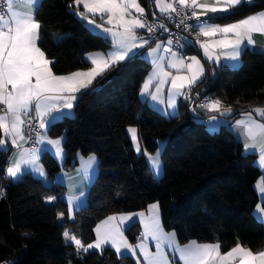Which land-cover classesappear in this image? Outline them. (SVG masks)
Returning <instances> with one entry per match:
<instances>
[{"label": "trees", "instance_id": "16d2710c", "mask_svg": "<svg viewBox=\"0 0 264 264\" xmlns=\"http://www.w3.org/2000/svg\"><path fill=\"white\" fill-rule=\"evenodd\" d=\"M139 1L144 8L151 7V0ZM69 3L42 0L36 14L42 25L39 46L54 61L53 71L58 75L86 70L85 54L110 48L72 14L75 8L70 11ZM261 10L264 0H253L213 22L231 23ZM148 70L141 55L121 62L77 97L70 118L47 130L51 139L64 137L65 153L60 166L50 153L42 152L40 163L47 181L73 168L77 155H95L99 160L87 204L74 213L72 221L67 219L62 199L64 186H46L29 174L10 180L5 176L9 151L0 152V189L4 192L0 198V263L13 259L16 264H135L109 248L103 254L81 253V259L72 245L65 244L63 232L69 229L86 245L94 240L98 221L141 211L154 203L159 205L164 230L174 231L181 244L219 241L221 250L227 251L239 241L253 252L263 249L264 225L253 214L259 202L254 184L261 176L254 163L256 156L245 153L226 126L210 132L203 123L205 114L188 109L184 101L173 118L141 102L138 95ZM195 87L202 95L232 106V122L250 107L264 106V54L244 51L237 69L207 66L203 81ZM129 126L138 129L142 151L154 153L158 141H164L158 181L153 180L144 156L134 153ZM49 196L56 198L51 204L45 203ZM61 211L63 219L57 216ZM138 234V224L125 231L131 243Z\"/></svg>", "mask_w": 264, "mask_h": 264}, {"label": "snow or ice", "instance_id": "6c2138e0", "mask_svg": "<svg viewBox=\"0 0 264 264\" xmlns=\"http://www.w3.org/2000/svg\"><path fill=\"white\" fill-rule=\"evenodd\" d=\"M242 3L252 4V0H154L162 17L189 34L173 38L165 23L147 19L139 0H71L68 8L70 11L75 8L72 14L85 21L101 39L110 41V50L89 53L85 60L90 62V66L86 70L58 75L53 71L54 61L46 56L38 43L42 26L36 19L39 0H0V152L6 154L9 144L16 149L5 169L6 177L15 181L30 170L46 180L47 173L40 163L41 152H53L60 160H63L64 153V137L51 139L47 129L72 116L77 94L89 89L98 82V77L121 62L144 55L139 50L145 47H148L146 55L152 58L153 70L144 80L140 95L158 105L166 104L162 112L172 109L169 115L177 116V98L191 100L192 88L205 73L201 59L182 56L180 48L198 45L208 62L219 64L223 59L237 67L242 53L255 46L254 37H264V10L233 23L222 25L213 22L226 18L224 14H231L232 9ZM139 30H145L147 35L139 34ZM158 30L170 33L166 43L155 36ZM152 43L154 47L149 46ZM161 50L168 55H159ZM165 64L167 69H175L176 74L166 70ZM169 82L165 100L164 86ZM198 107L219 113L221 117H227L234 111L232 106H224L219 99L205 100ZM241 116L235 122V127L241 130L238 139L243 137L246 153L258 152L259 160L255 163L264 174V106L250 107ZM37 120L39 123H34ZM211 120L216 121L217 117L214 115ZM127 132L135 151L147 157L146 162L158 176L161 149L158 148L155 154L146 149L142 151L138 129L129 126ZM29 140L45 147L25 148ZM95 164V155H90L87 167L92 168ZM255 187L264 201V175ZM3 196V189H0V198ZM83 196L81 191L79 196L73 194L68 197L69 219L75 218L74 210L79 208ZM55 199L47 197L49 203ZM57 216L63 219L65 213L61 211ZM134 217H139V223L143 225V232L135 245L124 235L126 228L136 223ZM257 219L264 223V217L259 213ZM94 232V241L86 245L67 228L63 237L66 245L75 246V254L81 259V253L96 250L103 254L107 247L114 249L118 257L135 258V264H264V250L253 252L239 241L227 251H221L219 241L201 243L190 240L180 244L175 232L164 230L158 203L149 205L147 216L144 212L110 215L96 224ZM149 238L155 242V251L149 248Z\"/></svg>", "mask_w": 264, "mask_h": 264}, {"label": "crops", "instance_id": "0c3cea01", "mask_svg": "<svg viewBox=\"0 0 264 264\" xmlns=\"http://www.w3.org/2000/svg\"><path fill=\"white\" fill-rule=\"evenodd\" d=\"M41 1L42 0H39V4L37 5V9H38V7H39V5H40V3H41ZM253 1V0H252ZM139 3H140V1H139ZM141 4V3H140ZM142 6V5H141ZM143 7V6H142ZM144 8V7H143ZM151 8L153 9V11H154V13L156 14V15H160V13H159V10L155 7V4H154V0H151ZM80 10L81 11H83V7L81 6V8H80ZM224 15H227V14H224ZM76 16V15H75ZM77 17V16H76ZM78 18V17H77ZM245 18V17H244ZM79 19V18H78ZM243 19V18H242ZM80 21H82L81 19H79ZM240 20V19H239ZM238 21V20H237ZM83 22V24L86 26V28L90 31V32H92V33H94L92 30H90V28H89V26L87 25V23L85 22V21H82ZM98 22H99V20H98ZM235 22V21H234ZM215 23V22H214ZM231 23H233V22H231ZM228 24V23H227ZM223 25V24H222ZM141 33V30H139V34ZM40 37H41V35L39 36V41H38V43L40 42ZM218 38V37H217ZM190 39V38H189ZM254 39L256 40V44H255V46L254 47H250L249 49H247V50H249V51H251V52H254V53H261V54H264V37H261V36H259V35H256L255 37H254ZM162 42H164V43H166V41H162ZM109 44H110V41L108 42ZM150 47H154L155 46V44L154 43H152V44H150L149 45ZM189 48V49H188ZM110 50V48L107 50V51H105V53L106 52H108ZM192 50H194V52L192 51ZM195 50H196V52H195ZM139 51H141V52H143L144 53V55H141L142 57H143V59L147 62V64L149 65V70H148V72H147V74H146V76H145V78H144V80L147 78V76L152 72V70H153V65H152V63H151V60H152V58L151 57H148L146 54H147V51H148V47H145L144 49H141V50H139ZM98 52H101V51H98ZM185 52H186V55H187V57H191V56H197L199 59H201V62L204 64V67H205V73H204V76L201 78V80L200 81H198L197 82V84H199L200 82H202L203 81V79H204V77H205V74H206V69H207V66H215V67H218V66H222V65H224V66H227V67H229V68H231V69H237V68H239L240 66H241V58H240V60H239V63H238V66L237 67H232L231 65L233 64V62H231V61H225V60H223V59H221V62L219 63V64H216V63H212V62H208L204 57H203V52H202V50L199 48V46L198 45H189V46H186V50H185ZM91 53H94V52H91ZM88 54L89 53H87V54H85V56H84V60H85V58L88 56ZM159 55H162V56H167L168 54L167 53H164L162 50L159 52ZM85 62H86V60H85ZM87 64H88V66H90V62H86ZM165 67H166V70H168V71H171L172 73H173V75H175L176 74V70L175 69H167V66H166V64H165ZM144 80H143V82H144ZM196 84V85H197ZM142 85H143V83H142ZM142 85H141V87H142ZM195 85V86H196ZM170 87V82H169V84H166L165 86H164V98H165V100L167 99V89ZM141 89V88H140ZM153 91L155 90L154 88L152 89ZM86 90H84V92H85ZM83 92V93H84ZM80 94H77V97L79 96ZM138 97H139V100L141 101V102H143V103H145V104H147L151 109H153L155 112H157V113H159L160 115H162V116H164V117H166V118H173L172 116H170L169 115V113H171L172 112V109H167L166 111H164V112H162V110H164V109H166V104H164V105H158V104H156L155 102H152L151 100H150V98H148L147 100L144 98V97H142L141 95H140V91H139V95H138ZM184 101V98L183 97H178L177 98V110H178V107H179V104L181 103V102H183ZM74 104H75V102H74ZM225 106V105H224ZM257 107H261V106H257ZM72 112H73V109H72ZM32 115H34V113L32 114ZM216 116L217 117V120L216 121H213V120H211V117L212 116ZM255 115V114H254ZM231 116V114L229 115V116H227V117H221L220 115H219V113H216V112H211V111H209L207 114H205L204 115V117H206V118H208V120H209V124L207 125V129L210 131V132H216L221 126H226V128L228 129V131L232 134V136L235 138V140L237 141V142H239L241 145H242V147H243V144H244V140H243V137H240L239 139H238V137H239V134H240V129H238V128H236L235 127V122H236V120H238V119H241L242 118V116L241 115H239V117L238 118H236L235 120H233L232 122H229V117ZM257 119H259V117H257ZM128 129V128H127ZM48 130V129H47ZM41 132H43L44 130H40ZM127 134H128V136H129V138H130V134L127 132ZM48 135V134H47ZM132 143V142H131ZM140 143V142H139ZM141 146V145H140ZM24 147L25 148H27V146H26V144L24 145ZM39 147L40 148H43V147H45L44 145H39ZM132 147H133V151H134V153L136 154V155H142V154H138L136 151H135V148H134V146H133V143H132ZM142 149V148H141ZM243 150H244V147H243ZM15 152H16V149L15 148H12L11 147V145L9 144V156H8V159H7V163H6V167L8 166V163L10 162V157H12L14 154H15ZM244 152H245V150H244ZM48 153H50L53 157H54V159H55V161L58 163V165H60V166H62V164L64 163V160H65V153H63V160H60V159H58V158H56L55 156H54V154H53V152H48ZM246 153V152H245ZM41 154H42V152H41ZM40 154V155H41ZM247 154H253V155H255L256 156V158H255V161H254V163L255 162H257L258 160H259V154H258V152H248ZM90 156V155H89ZM89 156H86V157H82V156H80V155H77V157H76V165L73 167V168H71V169H69V170H63V171H61V172H59L55 177H54V179L52 180V181H47V180H45V178H42V177H40L39 176V174H37V173H34V172H32V171H30V170H26L25 171V173L24 174H29L32 178H34V179H37V180H40V181H43L44 182V184L46 185V186H51V185H62V186H64V193H63V196H62V199H63V201L65 202V204L67 205V209H68V204H67V201H68V197L70 196V195H76V196H79L80 195V192L81 191H83L84 192V196L83 197H81L80 198V201H79V204H80V206H79V208H77V209H75L74 210V213L75 212H77L78 210H80L81 208H83L86 204H87V198H88V192H89V189H90V187H91V185H92V183L94 182V180H95V178H96V176H97V172H98V164H99V160H98V158H97V156H95L96 157V164L92 167V168H88L87 167V161H88V157ZM144 158H145V160L147 161V157L146 156H144ZM147 165H148V167H149V170H150V172H151V168H150V165L147 163ZM255 165H256V163H255ZM259 170H260V172H261V176L259 177V179L255 182V184H254V188H255V192H256V194H257V196H258V200H259V202H258V204L255 206V208H254V210H253V214H254V216L256 217V219H257V213H259L260 214V216L261 217H264V212L263 211H261V203L263 202L262 200H261V194H260V192L256 189V185H257V182L258 181H260L261 179H262V175H264V174H262V171H261V169L260 168H258ZM85 175H87V178H85ZM6 176V175H5ZM10 179V178H9ZM10 180H12V179H10ZM12 181H14V180H12ZM16 181V180H15ZM45 203H47V204H51V203H49L47 200H45ZM151 205V204H150ZM259 206V207H258ZM148 209H149V206L146 208V209H144V210H141V211H136V212H132V213H139V212H144L145 213V215L147 216L148 215ZM68 212V211H67ZM73 213V214H74ZM113 215H118V214H113ZM110 216V215H109ZM159 216H160V214H159ZM108 217V216H107ZM107 217H105V218H103V219H106ZM67 219H68V221H72L73 219H69L68 218V213H67ZM102 219V220H103ZM134 220L136 221V223L135 224H138V226H139V234L137 235V237H136V241L134 242V243H131L130 241H129V239H128V241L131 243V244H133V245H135L137 242H138V237H140L141 236V233L143 232V225L141 224V223H139V217H134ZM258 220V219H257ZM101 221V220H100ZM100 221H98L96 224H98ZM260 221V220H259ZM262 223V222H261ZM96 224H95V226H96ZM126 224H131V222H126ZM263 225H264V223H262ZM95 226H94V228H93V236H94V239H95V232H94V229H95ZM132 226V225H131ZM130 226V227H131ZM128 228H126V230H127ZM125 230V231H126ZM167 232V231H166ZM169 232H174V231H169ZM124 235H125V232H124ZM126 236V235H125ZM127 237V236H126ZM176 238H177V235H176ZM94 241V240H93ZM177 241H178V238H177ZM179 242V241H178ZM189 242V241H188ZM188 242H186V243H188ZM147 243H148V245H149V248H150V250L151 251H155V242L154 241H152L150 238H149V240L147 241ZM181 244V243H180ZM183 244H185V243H183ZM182 244V245H183ZM74 248H75V246L74 245H72ZM234 247V246H233ZM107 248V247H106ZM105 248V249H106ZM110 249V248H109ZM111 250H113V252L115 253V250L114 249H111ZM229 250V249H228ZM262 250H264V247H263V249ZM222 251V250H221ZM89 252H99V251H96V250H89ZM115 255L117 256V254L115 253ZM118 257V256H117ZM119 258H121V257H119ZM134 262H135V258H131ZM177 259H178V257H177ZM181 264H182V262H181Z\"/></svg>", "mask_w": 264, "mask_h": 264}, {"label": "built area", "instance_id": "2783aa9c", "mask_svg": "<svg viewBox=\"0 0 264 264\" xmlns=\"http://www.w3.org/2000/svg\"><path fill=\"white\" fill-rule=\"evenodd\" d=\"M144 9H145L147 19L151 22H163V23H165L167 25V27L170 29V33L172 34L173 38H175L176 36L183 37V36L189 35L188 33L184 32L182 29L177 28L174 22L168 21L166 18L162 17L161 15L155 14V16H153L154 11L150 6L144 8ZM189 23H195V21H189ZM170 33L169 32H163L162 30H158L156 32L155 36L157 37V39L159 41H167ZM140 34L145 35V36L147 35L145 30H141ZM189 38L192 39L191 36H189ZM181 43H183V41H181ZM174 50H176L175 45H174ZM185 50H186V47H182L179 49V52L182 56L187 57ZM191 97H192L191 100H185L184 99V102L188 106V109L193 110L195 108V109L199 110L200 112H203L204 114H207L209 112L206 109L199 108L198 105L200 103L204 102L205 100H212L213 98L211 96L202 95L200 93V91L198 89H196V87H193L191 90ZM34 123L38 124L39 121L37 120ZM203 123L205 125H208L209 124L208 118L204 117ZM26 136H27V132H26ZM33 136H34V133H33ZM26 146H27V148L39 147L38 144H33L31 140H29V142L26 144ZM12 261H15V260L10 259V260L5 261V262H12ZM0 264H4V262L0 263Z\"/></svg>", "mask_w": 264, "mask_h": 264}, {"label": "rangeland", "instance_id": "374dc122", "mask_svg": "<svg viewBox=\"0 0 264 264\" xmlns=\"http://www.w3.org/2000/svg\"><path fill=\"white\" fill-rule=\"evenodd\" d=\"M130 140H131V139H130ZM163 146H164V141L159 140V141H158V147H157V149L160 148L161 151H162ZM155 152H156V151H155ZM155 152H154V153H151V154H155ZM160 155H161V154H160ZM150 174H151V176H152V178H153L154 181H158V180L160 179V177H161V175H162V163H161V159H160V174H159L158 176L155 175V174H154V171H153L152 169H151Z\"/></svg>", "mask_w": 264, "mask_h": 264}]
</instances>
